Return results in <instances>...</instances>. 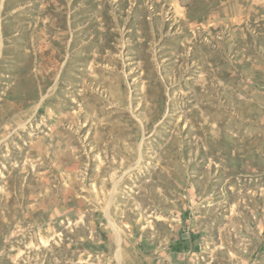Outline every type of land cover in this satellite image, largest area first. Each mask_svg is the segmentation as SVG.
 <instances>
[{
	"label": "rangeland",
	"instance_id": "obj_1",
	"mask_svg": "<svg viewBox=\"0 0 264 264\" xmlns=\"http://www.w3.org/2000/svg\"><path fill=\"white\" fill-rule=\"evenodd\" d=\"M0 10V264H264V0Z\"/></svg>",
	"mask_w": 264,
	"mask_h": 264
},
{
	"label": "bare ground",
	"instance_id": "obj_2",
	"mask_svg": "<svg viewBox=\"0 0 264 264\" xmlns=\"http://www.w3.org/2000/svg\"><path fill=\"white\" fill-rule=\"evenodd\" d=\"M1 11V10H0Z\"/></svg>",
	"mask_w": 264,
	"mask_h": 264
}]
</instances>
